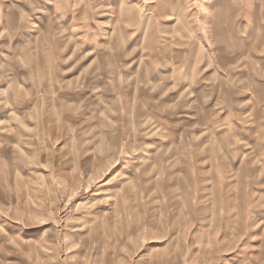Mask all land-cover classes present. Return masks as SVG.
<instances>
[{
  "label": "rangeland",
  "instance_id": "obj_1",
  "mask_svg": "<svg viewBox=\"0 0 264 264\" xmlns=\"http://www.w3.org/2000/svg\"><path fill=\"white\" fill-rule=\"evenodd\" d=\"M0 264H264V0H0Z\"/></svg>",
  "mask_w": 264,
  "mask_h": 264
}]
</instances>
